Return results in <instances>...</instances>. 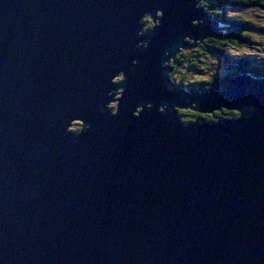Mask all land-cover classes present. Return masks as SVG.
<instances>
[{"label":"water","instance_id":"1","mask_svg":"<svg viewBox=\"0 0 264 264\" xmlns=\"http://www.w3.org/2000/svg\"><path fill=\"white\" fill-rule=\"evenodd\" d=\"M220 36L198 0H0V264H264V78L170 87Z\"/></svg>","mask_w":264,"mask_h":264},{"label":"trees","instance_id":"2","mask_svg":"<svg viewBox=\"0 0 264 264\" xmlns=\"http://www.w3.org/2000/svg\"><path fill=\"white\" fill-rule=\"evenodd\" d=\"M256 4H258L260 8H264V0H198V6L203 8L207 18L213 20L217 24L218 31L223 32V34L217 38L205 39L194 49L181 50L174 61L169 63L171 67V72L169 74L170 87H179L189 93L203 92L211 89L221 90L226 85V79L236 75L246 74L253 78L264 77V57L260 58L257 55L253 57L251 55L239 54L235 46V44H252L250 39L254 38V31L251 29V21L237 16L233 17L227 15L229 10H239ZM148 27H153L151 20ZM234 52L235 54H233ZM206 54L213 56V58L215 57L218 61L216 75L209 73L210 69H206V67V70L201 69L203 73L197 68L198 65L196 64H200V66L203 64L208 65L203 61ZM252 54L254 53L252 52ZM191 60L194 64H189L186 68L182 66V63L191 62ZM188 71L194 72V76L192 77H195L196 80L193 82L187 80L185 76V72H187L188 75ZM204 72L207 73L208 76H204ZM117 81H120V79H117ZM178 113L181 116L182 122L192 123L200 121V117L197 113L188 111H179ZM237 117L238 114L235 111L221 110L211 114L208 118L203 116L200 122H222ZM79 130L80 129L77 131Z\"/></svg>","mask_w":264,"mask_h":264},{"label":"rangeland","instance_id":"3","mask_svg":"<svg viewBox=\"0 0 264 264\" xmlns=\"http://www.w3.org/2000/svg\"><path fill=\"white\" fill-rule=\"evenodd\" d=\"M227 15L233 16V17L237 16V17H241L245 20H250L251 25H252L251 29H253V31H254V34H253L254 38L250 39L252 44H243V45L242 44H239V45L235 44V46L237 47V50H238L237 53L245 54V55H251L253 57L255 55H257L260 58L264 57V8L263 7L260 8L258 6V4H256L254 6L242 8V10L241 9L229 10L227 12ZM149 24H150L149 16L144 17L142 20L141 34H146V32H148L147 29H148ZM190 42L193 44L192 41H190ZM192 49H194V48H192ZM188 50H191V49H188ZM252 52L254 54H252ZM233 54H235V52ZM201 56H203V55H201ZM204 58L205 59L204 60L202 59V60L204 62H206L208 65L203 64L200 66V64H196V65H198L197 68L199 70H201V69H205V67H206V69H210L209 73L216 75L217 74L216 70L218 69V61L215 59V57L213 58V56L208 55V54H206L204 56ZM252 63L256 64L255 62H252ZM189 64L192 65L194 63L191 60V62L182 63V66L184 68H186V66H188ZM257 65H260V64H257ZM201 72L203 73V70H201ZM185 76L187 77V80H189L190 82H193L194 80H196L195 77H192V76H194L193 71H188V75H187V72H185ZM204 76H208V74L204 72ZM117 79H119V78H116L115 81H117ZM111 106L114 107V104H112ZM188 112H191V111H188ZM70 129L77 132V130L79 129V126L77 123H74L70 127Z\"/></svg>","mask_w":264,"mask_h":264},{"label":"flooded vegetation","instance_id":"4","mask_svg":"<svg viewBox=\"0 0 264 264\" xmlns=\"http://www.w3.org/2000/svg\"><path fill=\"white\" fill-rule=\"evenodd\" d=\"M152 22V21H151ZM149 29H151V28H149L148 27V29H147V31H150ZM146 33H148V32H146ZM217 112H219V111H217ZM198 115H199V117H200V121H201V118L203 117V116H205L206 118H208V116H210V115H208V114H199V113H197ZM201 115H202V117H201ZM198 117V118H199ZM199 121V122H200ZM78 124V126H79V129L81 130V128H82V126L79 124V123H77Z\"/></svg>","mask_w":264,"mask_h":264},{"label":"bare ground","instance_id":"5","mask_svg":"<svg viewBox=\"0 0 264 264\" xmlns=\"http://www.w3.org/2000/svg\"><path fill=\"white\" fill-rule=\"evenodd\" d=\"M153 24V23H152ZM255 78H257V79H263L264 77H255Z\"/></svg>","mask_w":264,"mask_h":264}]
</instances>
